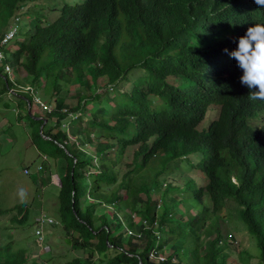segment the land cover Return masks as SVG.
<instances>
[{"label": "trees", "instance_id": "obj_1", "mask_svg": "<svg viewBox=\"0 0 264 264\" xmlns=\"http://www.w3.org/2000/svg\"><path fill=\"white\" fill-rule=\"evenodd\" d=\"M249 1L0 0L1 36L33 21L12 40L16 77L0 66V122L47 120L38 138L64 162L56 216L16 205L37 246L9 236L0 264H264V98L229 55L264 24Z\"/></svg>", "mask_w": 264, "mask_h": 264}, {"label": "rangeland", "instance_id": "obj_2", "mask_svg": "<svg viewBox=\"0 0 264 264\" xmlns=\"http://www.w3.org/2000/svg\"><path fill=\"white\" fill-rule=\"evenodd\" d=\"M20 18V22L14 23V26H17L18 35L23 39V34L27 30L26 26L33 23V21L31 16L26 17L24 13H22ZM15 49V40L11 41L8 46L3 47L1 51L4 54V58L3 62L0 61V66H5L10 61L13 78L16 77ZM8 51H10L9 60H7ZM41 102L39 104L36 101L33 107V113L40 115L38 119L41 116H45L47 110L52 111L55 106V99L49 105L43 100ZM45 106L47 107L46 110ZM15 114L17 115L18 112L15 111ZM216 114V112L210 111L203 125L208 126L210 121L216 117ZM16 115L13 116L12 121H9L10 123L7 122L8 119L0 122V126H5L4 128L7 127V124H11L6 130L3 129L4 132L0 136V209L3 212L6 211L3 215H0V244L7 243L9 236H12L14 250H19L25 247L18 242L27 240L37 246V238L34 235L35 228L31 225V222L25 226H20L13 220L14 216L21 218L20 213L13 208L19 204H27L31 207L32 210L30 211L32 213L38 214L42 212L48 216L55 217L59 205L60 185L58 180L60 177V166L63 167L64 162L49 158L45 152L56 154V146L47 139L38 138V133L42 134L41 130L47 125V120L39 131L37 124H32L27 118L22 122H18ZM26 169L30 172L29 174H25ZM195 177H199V173H196ZM182 178L183 176L179 177V182L181 183L183 181ZM186 178H192V175H188ZM199 181L201 182V178H199ZM102 211L98 210V212ZM235 232L237 233V229H235ZM241 232L242 234H236L239 248H252L255 251L254 239L249 236L246 237L244 230ZM45 235L50 236L51 245L48 243L50 247L56 245L55 249L58 255L59 251L69 250V245L65 240L66 236L60 230L46 227L44 237ZM48 250L49 247H45L43 250L40 249L41 256ZM75 254L82 256L83 252L77 251Z\"/></svg>", "mask_w": 264, "mask_h": 264}, {"label": "clouds", "instance_id": "obj_3", "mask_svg": "<svg viewBox=\"0 0 264 264\" xmlns=\"http://www.w3.org/2000/svg\"><path fill=\"white\" fill-rule=\"evenodd\" d=\"M251 4L249 0H243ZM264 7V0H254ZM228 52L227 49H225ZM237 66L242 70L240 82L254 90L258 98H264V24H254L236 41V46L229 52Z\"/></svg>", "mask_w": 264, "mask_h": 264}, {"label": "built area", "instance_id": "obj_4", "mask_svg": "<svg viewBox=\"0 0 264 264\" xmlns=\"http://www.w3.org/2000/svg\"><path fill=\"white\" fill-rule=\"evenodd\" d=\"M16 33H17V29L12 27L4 36L0 35V61L3 62V58H4V54L2 53L1 49L3 47H6L8 44H10V42L15 38ZM6 69L8 71L11 70L10 66H7ZM38 103H39V101H38ZM46 109H47V107L45 106V110ZM25 173L28 174L29 173L28 170H26Z\"/></svg>", "mask_w": 264, "mask_h": 264}]
</instances>
